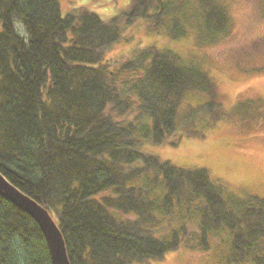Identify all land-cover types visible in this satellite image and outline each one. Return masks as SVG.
I'll list each match as a JSON object with an SVG mask.
<instances>
[{"label":"trees","instance_id":"1","mask_svg":"<svg viewBox=\"0 0 264 264\" xmlns=\"http://www.w3.org/2000/svg\"><path fill=\"white\" fill-rule=\"evenodd\" d=\"M77 2L64 10L60 0H0V174L47 211L69 264L206 254L216 238L228 247L220 264H264V198H238L204 170L139 150L175 146L183 122H200L206 111L209 126L220 120L206 72L152 47L106 58L139 20L172 40L193 28L202 38L207 28L212 41L231 29L225 8L216 0H131L115 13L112 0ZM188 95L196 103L185 111L196 108L178 119ZM39 230L0 198V264H51Z\"/></svg>","mask_w":264,"mask_h":264},{"label":"rangeland","instance_id":"2","mask_svg":"<svg viewBox=\"0 0 264 264\" xmlns=\"http://www.w3.org/2000/svg\"><path fill=\"white\" fill-rule=\"evenodd\" d=\"M60 1L64 10L78 3V0ZM129 1L112 0L113 11L117 13V4L124 9ZM216 1L230 18L231 29L227 34L205 40L208 29L200 31L202 38H199L198 30L193 28L185 38L172 40L167 33H149L145 21L139 20L123 31L121 42L106 58L119 59L134 48L152 47L169 50L185 63L199 65L216 86L220 120L209 126L206 111L200 122H183L186 130L182 136L178 134L175 146L143 144L139 150L177 168L204 170L213 182L238 198H264V0ZM197 42L203 45H195ZM206 97L204 102L208 100ZM184 99L178 108V119L196 108L185 111V105L195 104L196 98L188 95ZM197 130H203L202 137L189 136ZM220 242V238L213 239L206 254L179 249L143 264H220L221 256L228 252L227 244Z\"/></svg>","mask_w":264,"mask_h":264},{"label":"water","instance_id":"3","mask_svg":"<svg viewBox=\"0 0 264 264\" xmlns=\"http://www.w3.org/2000/svg\"><path fill=\"white\" fill-rule=\"evenodd\" d=\"M0 198L29 216L41 231L47 245L51 264H69L62 236L47 211L20 193L0 175Z\"/></svg>","mask_w":264,"mask_h":264}]
</instances>
